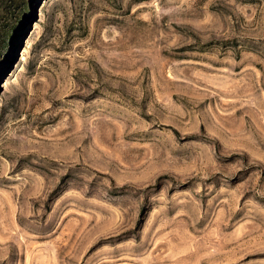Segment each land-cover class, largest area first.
Listing matches in <instances>:
<instances>
[{
    "label": "rangeland",
    "instance_id": "obj_1",
    "mask_svg": "<svg viewBox=\"0 0 264 264\" xmlns=\"http://www.w3.org/2000/svg\"><path fill=\"white\" fill-rule=\"evenodd\" d=\"M0 264H264V0H0Z\"/></svg>",
    "mask_w": 264,
    "mask_h": 264
},
{
    "label": "trees",
    "instance_id": "obj_2",
    "mask_svg": "<svg viewBox=\"0 0 264 264\" xmlns=\"http://www.w3.org/2000/svg\"><path fill=\"white\" fill-rule=\"evenodd\" d=\"M4 43V42H3Z\"/></svg>",
    "mask_w": 264,
    "mask_h": 264
}]
</instances>
